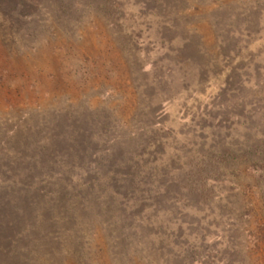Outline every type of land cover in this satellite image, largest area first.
<instances>
[{
    "label": "rangeland",
    "instance_id": "1",
    "mask_svg": "<svg viewBox=\"0 0 264 264\" xmlns=\"http://www.w3.org/2000/svg\"><path fill=\"white\" fill-rule=\"evenodd\" d=\"M0 264H264V0H0Z\"/></svg>",
    "mask_w": 264,
    "mask_h": 264
},
{
    "label": "trees",
    "instance_id": "2",
    "mask_svg": "<svg viewBox=\"0 0 264 264\" xmlns=\"http://www.w3.org/2000/svg\"><path fill=\"white\" fill-rule=\"evenodd\" d=\"M49 173L53 174L54 172H53L52 170H50ZM41 177H42L41 179H43V180L49 178V177L46 176L45 174H44V176H41ZM63 181H64V180H58L57 182L60 184V183H63Z\"/></svg>",
    "mask_w": 264,
    "mask_h": 264
}]
</instances>
